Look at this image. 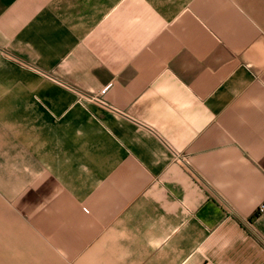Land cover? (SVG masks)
I'll list each match as a JSON object with an SVG mask.
<instances>
[{
    "label": "crops",
    "instance_id": "crops-1",
    "mask_svg": "<svg viewBox=\"0 0 264 264\" xmlns=\"http://www.w3.org/2000/svg\"><path fill=\"white\" fill-rule=\"evenodd\" d=\"M0 264H264V0H0Z\"/></svg>",
    "mask_w": 264,
    "mask_h": 264
},
{
    "label": "built area",
    "instance_id": "built-area-1",
    "mask_svg": "<svg viewBox=\"0 0 264 264\" xmlns=\"http://www.w3.org/2000/svg\"><path fill=\"white\" fill-rule=\"evenodd\" d=\"M105 92H106V88L102 89L100 93L104 94Z\"/></svg>",
    "mask_w": 264,
    "mask_h": 264
}]
</instances>
